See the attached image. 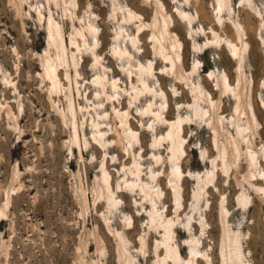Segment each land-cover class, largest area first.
Segmentation results:
<instances>
[{"label": "rangeland", "instance_id": "rangeland-1", "mask_svg": "<svg viewBox=\"0 0 264 264\" xmlns=\"http://www.w3.org/2000/svg\"><path fill=\"white\" fill-rule=\"evenodd\" d=\"M158 1L77 0L73 6L69 0H0V264H122V249L134 264H156L163 227L152 222L153 202L165 219H174V241L184 257L191 250L184 245L196 235L209 254L198 264H222L220 250L229 229L240 237L246 264H264V0H230V13L223 10L219 16L217 0H164L162 8ZM120 5L140 17L127 21ZM178 8L195 17L194 30ZM161 12L173 15V32L184 42V69L192 68L196 58L201 61L189 79L168 71L156 52L154 35L160 33L150 23L162 18ZM50 15L66 39V62L47 42ZM140 19L148 23L141 35ZM210 22L230 38L243 29L249 43L244 74L239 76L238 59L229 55L227 45L205 53L193 50L194 43L214 36ZM91 23L97 33H88L87 48L76 30L86 31ZM122 29L130 37L140 35L137 47L127 35L117 39ZM126 44L132 57L120 58L114 48ZM49 60L58 64L57 86L45 74ZM151 62L157 75L147 79L153 89L168 94V103L147 90L133 97V86H144L137 68ZM224 72L236 90L219 88ZM98 75H107L111 99L93 83ZM114 80L118 94L110 86ZM194 87L202 89L204 117L189 106L195 102ZM114 102L130 112L138 140L126 138ZM151 102L156 110L165 103L163 118L192 117L182 131L185 151L178 160L188 174L180 181L181 205L172 185L170 144L152 146L170 126L145 112ZM100 120L104 137L112 139L105 145L94 124ZM221 149L229 159L225 169ZM137 162L149 193L124 183L133 178L129 168ZM105 166L117 204L107 198ZM208 170L214 172L212 180H206ZM198 174L205 180L196 199ZM241 194L249 197L248 204L239 202Z\"/></svg>", "mask_w": 264, "mask_h": 264}, {"label": "bare ground", "instance_id": "bare-ground-1", "mask_svg": "<svg viewBox=\"0 0 264 264\" xmlns=\"http://www.w3.org/2000/svg\"><path fill=\"white\" fill-rule=\"evenodd\" d=\"M71 5L76 6L78 4L77 0H69ZM244 2H252L253 0H243ZM159 5L160 7H164V0H159ZM218 5H219V10L218 16L220 13L225 10L226 12L231 10L230 6V0H217ZM200 3V2H199ZM198 3V5H199ZM194 4V3H193ZM124 15V19L127 21H133L137 17H140L137 12L129 9L126 10L122 5L118 7ZM117 8V9H118ZM202 8V7H201ZM116 9V10H117ZM200 10V9H199ZM177 11L180 13L181 18L184 19L185 22L188 24L192 25V28L194 30V22L196 21L195 17L187 11V9H177ZM127 13V14H126ZM202 13V12H201ZM206 13V12H205ZM162 18H155L153 22L150 23V27H154V31L158 30L160 35H154L155 38V43L158 46L156 49V52L164 58L166 61V67L168 71H174V74H177L180 76L182 79H189L191 74L196 73L198 64L201 62L198 58L195 59V64L192 68L190 69H184V62H183V45L184 42L182 39L178 36V34H175L173 32V27L175 26L172 24L174 22L173 15H170L169 12L164 13L161 12ZM206 15L204 14V18L206 19ZM155 16V15H154ZM222 16H220V19ZM209 19V18H208ZM137 22V21H136ZM140 24H138L139 29L144 28L148 23H146L145 20L140 19ZM211 24V22H210ZM217 25V24H216ZM86 27V26H85ZM48 35H47V42L50 45L56 46L58 48V60L62 62H66L67 58L65 57L66 54V48H67V43L66 39L64 38L63 32L61 30L60 24L57 22L56 19H54L53 15H50L49 20H48ZM86 31L83 30H76V34L79 35L83 40H84V46L88 48L87 46L89 43V38H88V33L96 35L97 33V28L94 24H89L86 28ZM211 29L212 33L214 36L212 37L211 35H208L209 33H206L207 39L203 43H194L193 44V50L195 52L198 51H205L209 47L213 46H220L224 47L227 45V47L230 49L229 55L234 58L238 59V66H237V71L239 72V76L244 74V52L246 48L248 47V41L244 39L243 37V29H237V33L233 38H230L228 36H225L223 33L219 32L216 28L215 25L211 24ZM145 28L143 31L140 33L143 34L145 32ZM125 30L122 29L119 32V35L117 36V39L125 38L127 35V39L129 38V41L131 42L132 45L137 47V42L140 39V35L138 38H133L130 37V34H125ZM190 38V37H188ZM171 40L174 42H171ZM74 43L78 44V42L73 41ZM156 46V45H155ZM79 48V44H78ZM205 49V50H203ZM114 53L118 55L120 58H131L132 53L131 50H129L127 44L124 47H115L114 48ZM53 61V60H52ZM96 66H101L100 60H97L95 63ZM45 74L52 80L55 86L59 84L61 81L60 75L58 72V64L53 65V63L49 60L47 64L45 65ZM100 68V67H99ZM104 69V68H103ZM138 74H139V80L144 86L142 88H139L137 85H134L133 87L135 88L134 90V98H137V96L147 90V92L152 93L155 97L160 96L161 98L165 99V103H168V94L163 90L162 88V93H159L157 89H153L149 80L147 77L150 75L156 76L157 72H155V67L153 66V63L151 62L148 66L143 65L140 63V66L137 68ZM163 73V72H162ZM210 75L214 78L216 77L215 71H212ZM109 82V79L107 75H98L96 78L93 79V83L100 86L102 88V91L105 92V94L108 96V98H112V94L110 93L107 83ZM61 83V82H60ZM217 85H219L220 89L223 90H236L235 87H233V83L229 79V74L227 72H224L221 80L218 81ZM61 86V85H60ZM111 88L113 91L116 92V94L119 93L120 85L117 83L115 80L110 84ZM195 94V102L189 103V106H192L195 114L198 117H204L207 114V111H205L201 105L199 104L200 99L202 98V89L200 87H194L193 88ZM239 92V91H238ZM236 93V92H235ZM211 102H213V98H211ZM165 103L162 104L160 110H156L153 106V102L149 104L145 112L150 113L154 115L156 118L162 119L164 122L168 123V126H170V129L168 128L167 133L163 134L161 137L156 136L154 141L152 142V146L154 148H157L159 145L165 143L168 141L170 144V160L174 164V167L172 168V175L174 176V182H173V187L175 189V198L176 202L178 205L183 204L181 203V197H182V191L181 188L183 186V183L181 181V177H185L188 174L182 169V167L179 164V159L181 157V154L185 151L184 148H182V144L184 143L186 136L184 133H182L183 130H185V125L187 124V121L190 120L192 117L190 116H180L178 118H169L168 116L164 117L162 116V113L164 112L165 109ZM114 105V111L115 113L121 118V123H122V129L123 132L126 136V138H131V139H136L138 140V134L137 130L133 127L128 115L130 112H127L123 110V108L119 109L118 106L113 103ZM75 107L73 105H69V110L73 111ZM239 109V106H237L236 110ZM76 116V115H75ZM253 117L255 120L257 119L256 113L253 110ZM235 122H236V117H235ZM248 121V120H247ZM103 121H96L94 124L96 126V130L99 133V140L102 142L104 145L107 141H111V135L109 134L108 137H104L105 135V130L102 127ZM121 127V126H120ZM76 129V128H75ZM118 130V129H117ZM116 130V131H117ZM239 134L243 135V130H239ZM114 140V138H113ZM121 140V139H120ZM123 140V139H122ZM119 141V140H118ZM122 143V142H121ZM123 144V143H122ZM97 144H95L96 146ZM124 145V144H123ZM231 146V145H230ZM236 146V145H235ZM117 148V144L114 145V149ZM124 148V147H123ZM237 148V147H236ZM105 150V149H104ZM238 150V149H237ZM107 151V149H106ZM109 151V150H108ZM221 155L222 159L224 161L223 167L228 168L229 166V159H225L227 151L226 149H221ZM156 155V154H155ZM250 161L253 164L255 161V156L251 155L250 156ZM129 167V166H128ZM130 173L133 176L131 179L128 177L124 181L130 186L133 190L136 189V187H139V189L143 191L148 190L147 184L144 183V177L142 176V168L140 163H134L130 168ZM103 179L105 181V186L108 188L107 192V198L108 201L111 204H117V198L113 197V189H110L112 187V182L109 180L110 173L107 170V167L105 166L103 168ZM214 175L213 171H207L206 172V180H212ZM151 176L154 178L155 174L154 171H151ZM199 185H198V190L195 191L194 197L196 199L199 198L201 195V190H202V182L205 180L198 174L197 176ZM125 183V184H126ZM138 190V188H137ZM163 190L161 189L158 192H162ZM146 192V194H147ZM157 192V190H156ZM152 195V194H151ZM150 195V196H151ZM239 202L242 203L243 205L248 204L249 202V197L246 196L245 194H241L238 197ZM151 201H153V197L151 196L150 198ZM103 202V201H102ZM109 203V204H110ZM157 204L153 202V210H151L150 215L152 222L154 223L155 226L158 227H163L162 230H160L161 233H163V240L158 243V253H157V258L158 261L156 264H198L199 260L202 262L205 259L209 260V254L204 252V249L199 247V241L196 237V235L193 237L192 240H188V243L184 245L190 246V254L187 257L183 256L182 253V248L174 241V234L176 233L177 229L173 228L172 226L175 224L174 219H165L164 215L159 212L158 207L156 206ZM225 214L228 213V210L224 211ZM166 217H168V214H166ZM164 218V219H163ZM192 226L195 224L194 222H190ZM181 229V228H180ZM181 231V230H180ZM231 230H226L223 236V241H222V248H221V255H222V264H246L245 262V254L242 249L240 237H238L235 233H231ZM142 244H145L144 239L141 237ZM126 242V241H125ZM125 246V243L123 247ZM164 251V252H163ZM120 263L122 264H134V260L132 257L125 256L124 249L121 250L120 252ZM212 264V262L210 263Z\"/></svg>", "mask_w": 264, "mask_h": 264}]
</instances>
